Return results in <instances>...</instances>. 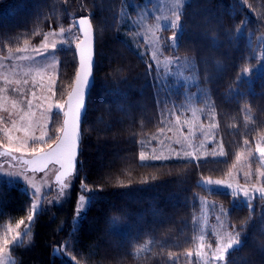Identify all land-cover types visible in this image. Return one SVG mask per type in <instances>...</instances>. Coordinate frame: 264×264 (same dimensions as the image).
Masks as SVG:
<instances>
[{
	"label": "trees",
	"instance_id": "trees-1",
	"mask_svg": "<svg viewBox=\"0 0 264 264\" xmlns=\"http://www.w3.org/2000/svg\"><path fill=\"white\" fill-rule=\"evenodd\" d=\"M151 3L0 0L1 55L41 42L51 30H70L67 43L55 50V96L65 107L54 113L51 135L63 127L79 66V16L91 15L97 38L95 84L73 184L63 202L43 205L23 241L13 244L10 264H198L201 195L228 208L229 225L242 241L226 253L224 264H264V196L239 203L232 192L201 183L226 178L247 144L264 133V65L251 77L241 76L257 60L264 0H187L176 45L173 27L163 28L161 51L192 64L203 117L217 122L216 136L196 157L144 162L142 151L166 133L186 101L182 86L164 81L136 25ZM80 192L90 201L76 220ZM32 204L22 182L0 174V246L11 227L28 218Z\"/></svg>",
	"mask_w": 264,
	"mask_h": 264
},
{
	"label": "rangeland",
	"instance_id": "rangeland-1",
	"mask_svg": "<svg viewBox=\"0 0 264 264\" xmlns=\"http://www.w3.org/2000/svg\"><path fill=\"white\" fill-rule=\"evenodd\" d=\"M186 1L152 0L136 17V25L144 31L164 81L168 86L172 81L173 86H182L186 94L184 107L181 113L174 115L171 127L155 144H147L142 151L141 160L144 162L196 157L215 140L217 122L204 120L203 108L198 101L202 91L199 78L195 72L193 74L192 64L186 58L166 56L161 51L160 33L164 27H172L173 22L175 27L171 39L176 45L181 29V11ZM69 31L51 30L46 33L47 39L44 38L39 43H28L7 55L0 54V117H3L0 120V174L23 183L24 188L33 196L29 215L34 214L31 222L27 218L19 228L11 227L10 237L0 246V264L14 261L13 244L23 241L25 233L45 203L56 204L64 201L75 178L74 175L70 176L67 179L69 186L64 187L55 180L58 170L56 164H51L43 171H36L29 170L23 161L24 157L32 156L29 153L34 142L28 137H39L44 133L50 136L53 115L61 111L56 107L63 103L55 96L60 61L55 50L59 45L67 43ZM70 33L75 36L74 32ZM254 47V57L257 60L244 68L241 76L251 77L253 70L259 72L263 68L264 35H259ZM246 70L249 71L246 73ZM45 139L47 140V136ZM25 140L28 146L22 152H4L9 145L17 147ZM35 146L44 145L37 140ZM260 149H264V133L247 144L226 178L205 177L201 179V183L209 190L232 192L236 196L235 202L239 203L248 202L259 195L264 196V156L260 154ZM217 181L220 183L217 184ZM244 192L248 193L247 197L243 195ZM81 196L84 198L80 199ZM200 200L203 231L196 251L198 264H224L226 253L239 246L242 241L237 231L229 225L227 207L212 197L201 195ZM89 201V194L80 192L76 220L85 215ZM17 232L20 236L13 241L12 237ZM229 244L232 245L230 248L227 247ZM59 251L56 248V252ZM217 256L223 259H215Z\"/></svg>",
	"mask_w": 264,
	"mask_h": 264
},
{
	"label": "snow or ice",
	"instance_id": "snow-or-ice-1",
	"mask_svg": "<svg viewBox=\"0 0 264 264\" xmlns=\"http://www.w3.org/2000/svg\"><path fill=\"white\" fill-rule=\"evenodd\" d=\"M178 19V17H177ZM85 21L81 20L79 21L80 24H83ZM172 27H175V22H173ZM63 31V29H61ZM47 39V38H45ZM45 48L47 45H44ZM55 44L53 45V49H55ZM46 54V53H45ZM85 59V53H81V63L83 66V61ZM90 57H89V64L87 67H85V74L81 76L80 74H77V81H76V87L73 90V93L69 95L68 101H67V108L68 111L65 112V127L60 129V134L56 135L53 134L49 136L47 133H44L40 135L39 137L31 136L28 137V139H31L34 144L31 147V152L29 153L32 156L39 158V163L42 165L41 170L43 168H46L49 164H56L59 165L60 169L62 171L57 175L56 179L57 181H60L64 187H68V181L62 180V177H65L67 174V169L72 168L74 166V162L77 158V143L79 140V122L81 118L82 111L84 109V99L86 97L87 88L90 84ZM249 70H246V73ZM29 107H31V100L28 101ZM15 107V105H13ZM56 107L58 109L63 110L65 105L63 104H57ZM3 117H0V120H2ZM23 119V117H21ZM47 136V140L45 137ZM11 139V137H9ZM40 141L44 146H35V141ZM28 146L27 140L22 142L17 147H12L9 145L7 148V153L11 154L13 152L19 153L22 152L24 148ZM45 147L47 148V151H45ZM260 154L264 156V149H260ZM143 159V157H141ZM36 161H28V163H35ZM217 184L220 182L217 181ZM230 187V186H227ZM82 191H87V189H82ZM245 197L248 196L247 192H244L243 194ZM84 197L81 196L80 199H83ZM35 207V206H34ZM34 215V214H33ZM33 215L28 216L29 222L32 221ZM24 221L21 220L17 224V228L20 227L21 224H23ZM115 223V221H114ZM20 236V233L17 232L16 235L12 237L13 241H16L17 238ZM232 245L229 244L227 247L230 248ZM221 251H227V249H221ZM215 259H223V257L217 256L214 257Z\"/></svg>",
	"mask_w": 264,
	"mask_h": 264
},
{
	"label": "water",
	"instance_id": "water-1",
	"mask_svg": "<svg viewBox=\"0 0 264 264\" xmlns=\"http://www.w3.org/2000/svg\"><path fill=\"white\" fill-rule=\"evenodd\" d=\"M84 20L85 22L83 24H80L79 21ZM76 27L79 30V34H80V39L78 40L77 44H76V53H77V57H78V62H79V66H78V70L76 73V78L74 80L73 86L67 96L66 99V108H65V112L68 111L67 108V101H68V97L70 94L73 93V90L76 87V81H77V74H80L81 76H83L85 74V67L88 66L89 64V57H90V84L87 88V92H86V97L84 99V109L82 111L81 114V118H80V122H79V140L77 143V148H78V152H77V158L74 162V166L72 168H68L67 169V174L65 177H62V180H67L70 176L75 174L76 171V167H77V163H78V157L80 154V150H81V144H82V140H83V121H84V117L86 115L87 109H88V98L90 96V92L95 84V63H96V58H97V38H96V31H95V26L93 24L92 21V17L90 14H86V15H82L79 16L76 19ZM85 53V59L83 61V66L81 63V53ZM65 112H64V121H63V127H65ZM45 151H47V148L45 149ZM5 153H7L6 149L4 150ZM23 161L27 164V168L29 170H36V171H43L45 169H47L51 164H49L46 168H43V170H41L42 165L39 163V158L35 157V156H31V157H24ZM28 161H36L35 163H28ZM58 166V170L56 172V176H55V180L57 181L56 177L57 175L62 171V169H60L59 165ZM60 182V181H58ZM61 183V182H60Z\"/></svg>",
	"mask_w": 264,
	"mask_h": 264
}]
</instances>
